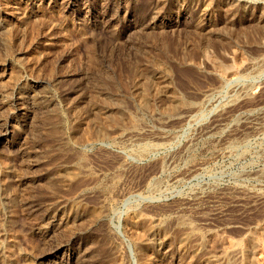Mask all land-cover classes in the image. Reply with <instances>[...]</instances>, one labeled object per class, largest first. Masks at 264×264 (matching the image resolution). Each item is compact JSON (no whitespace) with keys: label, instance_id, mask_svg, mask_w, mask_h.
Masks as SVG:
<instances>
[{"label":"rangeland","instance_id":"rangeland-1","mask_svg":"<svg viewBox=\"0 0 264 264\" xmlns=\"http://www.w3.org/2000/svg\"><path fill=\"white\" fill-rule=\"evenodd\" d=\"M0 264H264V0H0Z\"/></svg>","mask_w":264,"mask_h":264},{"label":"bare ground","instance_id":"bare-ground-1","mask_svg":"<svg viewBox=\"0 0 264 264\" xmlns=\"http://www.w3.org/2000/svg\"><path fill=\"white\" fill-rule=\"evenodd\" d=\"M168 86V85H167ZM173 92V91H172ZM164 93V92H163ZM171 95V94H170ZM179 98V97H178ZM144 220V219H143ZM165 222V221H164ZM143 223V222H142ZM141 225V224H140ZM187 225V224H186ZM139 226V225H138ZM195 231V230H194ZM193 232V231H192ZM193 234V233H192ZM144 243V242H143ZM139 244V243H138ZM236 249V246L234 247ZM239 248V247H238ZM234 252V251H232Z\"/></svg>","mask_w":264,"mask_h":264}]
</instances>
